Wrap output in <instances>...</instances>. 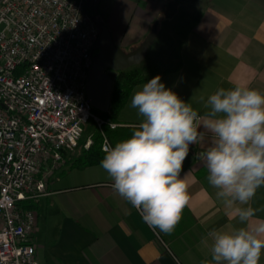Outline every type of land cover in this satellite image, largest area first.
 <instances>
[{
    "label": "crops",
    "instance_id": "1",
    "mask_svg": "<svg viewBox=\"0 0 264 264\" xmlns=\"http://www.w3.org/2000/svg\"><path fill=\"white\" fill-rule=\"evenodd\" d=\"M175 1L177 8L184 4L100 0L94 16L114 44L128 53L140 46ZM195 12L202 17L184 41L177 68L160 76L201 118L197 129L202 135L190 146L183 165L188 201L179 223L170 234L147 225L142 212L113 190V180L100 163L83 169L65 164L46 182L50 195L32 203L36 224L28 241L38 264H205L211 261V232L244 226L235 208H253V224L264 220V186L248 204L237 202L229 209L208 184L206 162L200 158L215 143L203 128L207 97L238 84L264 94V0H204L189 13ZM145 82L129 91L118 126L139 127L143 117L131 107V99ZM259 264H264V253Z\"/></svg>",
    "mask_w": 264,
    "mask_h": 264
},
{
    "label": "built area",
    "instance_id": "2",
    "mask_svg": "<svg viewBox=\"0 0 264 264\" xmlns=\"http://www.w3.org/2000/svg\"><path fill=\"white\" fill-rule=\"evenodd\" d=\"M99 3L0 0V264H38L28 241L35 215L19 204L50 195L46 182L80 146L84 126L95 124L104 155L113 147L85 93ZM91 145L92 137L82 148Z\"/></svg>",
    "mask_w": 264,
    "mask_h": 264
},
{
    "label": "clouds",
    "instance_id": "3",
    "mask_svg": "<svg viewBox=\"0 0 264 264\" xmlns=\"http://www.w3.org/2000/svg\"><path fill=\"white\" fill-rule=\"evenodd\" d=\"M205 106L203 128L215 138L200 153L208 184L227 208L246 205L264 186V94L247 85L218 88ZM131 107L142 122L130 138L105 149L100 166L112 178L113 190L142 212L147 225L170 234L188 201L183 165L202 135L195 126L199 115L159 75L133 94ZM234 211L244 226L211 232V261L205 264H259L264 220L251 223V207Z\"/></svg>",
    "mask_w": 264,
    "mask_h": 264
},
{
    "label": "trees",
    "instance_id": "4",
    "mask_svg": "<svg viewBox=\"0 0 264 264\" xmlns=\"http://www.w3.org/2000/svg\"><path fill=\"white\" fill-rule=\"evenodd\" d=\"M168 5L172 8V6L176 5V1ZM201 17V12L189 13L184 10L179 12L176 16L177 32L174 35L163 32L161 35V45L158 49L153 48L154 53L152 57H147L140 66L130 68L117 74L113 81L109 113L101 114L93 110L95 116L100 117L107 123V125L102 127V131L113 147L121 140L130 138L133 131L138 128L121 127L118 126L117 122L118 114L129 91L136 85L156 75L161 76L177 68L184 41L193 28L199 23ZM93 19L96 22L94 15ZM160 21L161 20L158 19L157 23L160 24ZM109 123L116 124L117 127L115 129H110L108 126ZM92 142L88 150H84L82 147L80 148L82 151L79 156L75 157L74 153L64 156L65 163L69 164V168L83 169L100 163L104 154L101 152L102 137L99 131L92 136ZM32 203L33 202H23L19 204V207L23 210H32Z\"/></svg>",
    "mask_w": 264,
    "mask_h": 264
},
{
    "label": "water",
    "instance_id": "5",
    "mask_svg": "<svg viewBox=\"0 0 264 264\" xmlns=\"http://www.w3.org/2000/svg\"><path fill=\"white\" fill-rule=\"evenodd\" d=\"M157 23L138 48L128 53L116 46L103 23H98L99 36L91 51L92 64L85 83L86 97L93 110L108 114L113 81L118 73L140 66L157 37Z\"/></svg>",
    "mask_w": 264,
    "mask_h": 264
},
{
    "label": "rangeland",
    "instance_id": "6",
    "mask_svg": "<svg viewBox=\"0 0 264 264\" xmlns=\"http://www.w3.org/2000/svg\"><path fill=\"white\" fill-rule=\"evenodd\" d=\"M203 1L204 0H197V2L193 3V2H189V1L187 2V0H183V2H182V3H184L183 5H180V7H178V8L176 6H173V8L171 10L168 9L167 11H165L160 16L159 19L161 21H160V24H159V26L157 28V37H156V40H155L154 44L152 45V47L148 50L147 57H149V58L152 57L153 53H154V49H158L160 47V45H161V35H162L163 32H168L171 35H174L177 32L176 16L178 15V13L183 11V10L184 11H188V12L194 11V9L198 10L199 7H200V2H203ZM97 131L98 130H97L95 124L92 121H89L84 126L83 137H82L80 146L74 152L75 155H80L81 154L82 150L80 148L82 147V145L86 142L87 139L92 137Z\"/></svg>",
    "mask_w": 264,
    "mask_h": 264
}]
</instances>
